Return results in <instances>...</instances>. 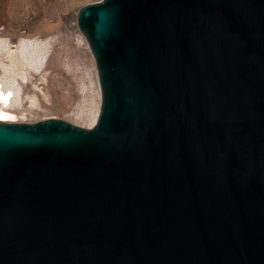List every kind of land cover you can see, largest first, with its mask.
Segmentation results:
<instances>
[{
	"label": "water",
	"instance_id": "95a60500",
	"mask_svg": "<svg viewBox=\"0 0 264 264\" xmlns=\"http://www.w3.org/2000/svg\"><path fill=\"white\" fill-rule=\"evenodd\" d=\"M76 21L98 114L0 121V264H264V0Z\"/></svg>",
	"mask_w": 264,
	"mask_h": 264
},
{
	"label": "rangeland",
	"instance_id": "374dc122",
	"mask_svg": "<svg viewBox=\"0 0 264 264\" xmlns=\"http://www.w3.org/2000/svg\"><path fill=\"white\" fill-rule=\"evenodd\" d=\"M97 1L0 0V83L12 91L14 122L54 117L92 127L100 90L76 19Z\"/></svg>",
	"mask_w": 264,
	"mask_h": 264
},
{
	"label": "bare ground",
	"instance_id": "6f19581e",
	"mask_svg": "<svg viewBox=\"0 0 264 264\" xmlns=\"http://www.w3.org/2000/svg\"><path fill=\"white\" fill-rule=\"evenodd\" d=\"M9 51H7L8 53ZM12 104V91L10 88H3L0 83V121L14 122L15 114L11 110ZM99 110V109H98ZM98 114V112H97ZM97 117V116H96ZM96 120V119H95Z\"/></svg>",
	"mask_w": 264,
	"mask_h": 264
}]
</instances>
